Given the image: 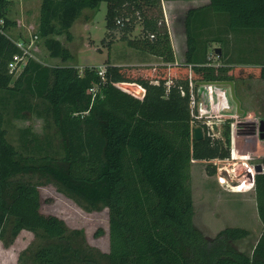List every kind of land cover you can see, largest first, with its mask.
<instances>
[{"label":"trees","instance_id":"obj_1","mask_svg":"<svg viewBox=\"0 0 264 264\" xmlns=\"http://www.w3.org/2000/svg\"><path fill=\"white\" fill-rule=\"evenodd\" d=\"M40 1L36 35L44 39L49 57L71 60L70 51L56 37L71 39L70 28L83 12H93L106 2L107 45L111 33L119 29L120 39L129 47L158 57L163 64L136 68L111 64L107 58L102 78L98 67L79 70L30 60L13 76L6 64L18 50L0 34V92L19 96L15 118L24 119V112L35 111L31 99L41 100L62 151L59 157L20 153L6 137L0 110V240L4 246L27 230L43 241L34 250L20 253L23 264H264V230L248 253L235 244L249 236L247 229L226 227L210 239L193 223L191 163L229 158L230 120L223 137L215 138L206 123L192 117L189 107L191 86L196 91L205 83L234 82L236 92L238 81H264V62L239 65L226 56V63L214 64L208 55V42L219 44L218 59L228 54L223 53L221 39L226 31L235 35L264 30V0H207L188 9L182 64L175 62L163 0ZM10 2L0 0L6 28L16 25L6 15ZM152 8L155 12H149ZM214 15L224 21L225 30L216 29L215 36L201 39V29L211 27L204 24L205 18ZM138 21L144 36L131 39ZM136 69L144 70L134 74ZM116 83L133 85L131 93ZM93 85L98 93L92 100L88 90ZM194 127L201 128V140L194 139ZM23 132L30 135L23 139L25 148L33 146L40 154L43 146L38 137L28 129ZM259 163L264 167V158ZM206 170L209 175L216 172L210 163ZM46 182L92 208L108 209L107 253L88 246L81 230H68L62 220L41 213L39 187ZM253 189L264 224V170L254 175Z\"/></svg>","mask_w":264,"mask_h":264},{"label":"rangeland","instance_id":"obj_2","mask_svg":"<svg viewBox=\"0 0 264 264\" xmlns=\"http://www.w3.org/2000/svg\"><path fill=\"white\" fill-rule=\"evenodd\" d=\"M161 1L162 14L164 16L165 25L168 29L165 19V9ZM40 0H11L6 15L9 19L16 21L19 29L22 32L32 30L35 34L38 33L39 27V10ZM173 8H169L170 26H174L177 31L174 34V43H176L177 57H183L185 51V31L183 27L184 7H179L178 2H175ZM152 8L149 12H155ZM107 12V3L101 2L98 9L93 12L84 11L83 15L78 18L70 28L71 39L66 40L64 35L57 36L60 41L71 53V60L61 61L58 58H51L44 46V39L36 42L35 57L38 62L48 66H74L82 70L86 66H94L102 68L107 58L113 64H122L136 68L146 66H157L161 63L158 57L145 52L133 49L127 45L125 41L120 39V30H114L112 41L107 45L109 35H105V15ZM215 13V12H213ZM226 16L224 13H215ZM214 15L206 17L204 24L211 23V27L206 26L200 31L201 39H210L211 35H216V29H224V21ZM212 19V21H211ZM227 19V18H226ZM208 29V31H207ZM210 30V35L207 36ZM222 34H220L221 36ZM144 36L141 22L138 21L134 26V31L129 34L131 39H139ZM212 36V37H213ZM241 40H239L237 37ZM220 38V37H219ZM224 41L222 46L223 53L228 54L221 59L212 49L219 46L217 42H208V55L214 64L226 63L225 59L230 58L231 61L239 65H248L251 63L264 62V30L254 31L251 33L231 34L226 31V34L221 38ZM182 45L183 50L179 48ZM179 48V50H178ZM181 51V54H180ZM222 53V52H221ZM228 56V58H226ZM162 64V63H161ZM134 74L143 73L144 69H136ZM133 85L127 84L128 89ZM226 89V97L232 105V110L224 111V114H236L237 118H233L229 123L230 149L234 148L235 159H231L229 155L228 163H219L218 165H228L230 171V179L238 176L243 177V182H246L242 192H234L226 184H219L218 178L221 176L217 171L213 175H209L206 166L209 162L193 161L190 167V187L193 199V223L197 229L207 238H214L215 235L226 227H241L247 229L250 233L244 240L236 242V247L240 251L249 252L255 244L260 233L261 226L256 215L254 202L253 184L243 171L245 162L248 167L255 171V166L264 158V140L256 139L254 144L245 149V143H248L250 128L246 127L245 121H253L259 125V121L264 120V81L259 79L238 81L235 87V96L240 102L241 114L237 113L235 103L230 95V87L221 85ZM199 87L194 91V96L201 97ZM18 95H12L10 92H0V110L4 114V128L8 141L22 154H33L40 157L44 155H52L59 157L62 153L60 149V137L58 136L52 118L49 113L45 112V104L38 99H31V104L34 106V112H24L26 118H15L14 107ZM229 121V120H226ZM213 121L209 130L215 138L223 137V130L227 122ZM232 124V127H231ZM249 125V123H248ZM209 127V126H208ZM196 128V127H194ZM28 129L31 134H35L43 146V151L39 154L25 148L24 137L30 138V135H24L23 130ZM234 132V144H231V131ZM245 140V143H244ZM35 146V144H34ZM244 163V164H243ZM225 173V172H224ZM256 172H254V175ZM225 175H228L225 173ZM251 175V174H250ZM227 178V181L229 180ZM30 182L38 181L35 177H23ZM251 189V190H249ZM239 191V190H238ZM40 210L44 215L55 216L62 220L68 230H81L84 236L85 243L102 252L107 253L109 250V235H108V209L104 206L92 208L87 203L80 199H74L68 196L56 184L46 182L39 187ZM43 240L33 232L22 230L13 242L5 247L3 241L0 240V264H23L19 261L20 253L24 251H32ZM26 260H28L26 258ZM27 262L26 264H29Z\"/></svg>","mask_w":264,"mask_h":264},{"label":"built area","instance_id":"obj_3","mask_svg":"<svg viewBox=\"0 0 264 264\" xmlns=\"http://www.w3.org/2000/svg\"><path fill=\"white\" fill-rule=\"evenodd\" d=\"M16 22V21H15ZM19 25L16 23V25L12 28H6L5 27V20L4 18H0V34L5 36L10 43L18 50L15 54H13L9 60L7 61L6 68L8 73L12 74L13 76L19 75L28 62L30 60H36L35 52L37 50L36 48V42L38 39V36L32 32V30H28L27 32L20 31ZM105 72L104 66L102 68H99L97 73L100 77L103 78ZM117 87L130 91L127 87V83H116ZM200 89L203 91L201 92V97L194 96V91L192 90V86L190 89V112L192 117L195 120L203 121L206 123L209 128L213 121L220 122L221 120H231L233 118H237L238 115L236 114H230L226 115L224 114V111L226 110H232V105L229 103L227 97H226V89L222 88L221 85L215 84V83H205L201 84ZM88 93L91 94L92 100L98 93V86L93 85L89 90ZM131 93V91H130ZM232 127V124H231ZM234 130L231 131V144H234ZM234 148L231 147L230 149V158L233 160L235 159ZM229 158L227 159H213L210 162L212 165L215 166L216 171L219 175H221L218 180L219 184H226L230 190L233 191V187L231 185L232 182L237 181L239 178L238 176H235L234 178L230 179V171L232 169L228 170L227 166ZM228 163V165H218L219 163ZM244 164V163H243ZM264 170V169H262ZM243 171H248L252 178H254V170L251 169V167H248L247 163L245 162ZM228 175H225V173ZM229 177V180L227 181V178ZM253 184V183H252Z\"/></svg>","mask_w":264,"mask_h":264},{"label":"crops","instance_id":"obj_4","mask_svg":"<svg viewBox=\"0 0 264 264\" xmlns=\"http://www.w3.org/2000/svg\"><path fill=\"white\" fill-rule=\"evenodd\" d=\"M175 2H178V6L179 7H186L185 8V12L188 10V9H191V8H194V7H199V6H202V5H205V4H207L208 3V1L207 0H168V1H164L163 0V3H162V5H163V7H164V9H165V19H166V23H167V26H168V32H169V36H170V40H171V45H172V48H173V51H174V55H175V62H176V64H182L183 63V57L182 58H178L177 57V49H176V43H174V34H176L177 33V31L175 30V27L174 26H170V21H169V15H168V13H167V10H170L169 8H173L174 6H177V5H174L175 4ZM185 12H184V14H185ZM184 45H185V50H186V44L184 43ZM180 47V49H181V51L183 50V48H182V45H179ZM214 47V46H213ZM216 47V46H215ZM179 48H178V50H179ZM181 51H180V54H181ZM182 55V54H181ZM111 64H113L112 62H110ZM162 63V62H161ZM160 63V64H161ZM163 64V63H162ZM118 65H122V64H118ZM225 86V85H224ZM260 164V163H259ZM262 165V164H261ZM262 172V171H261ZM239 193V192H238ZM254 202H255V210H256V215H257V218L259 219V217H258V214H257V208H256V201H255V194H254ZM259 224H260V226L262 227L261 228V230H260V233H259V235H258V237H257V240H258V238L260 237V235H261V233H262V230H264V224H262V222H261V220L259 219ZM257 240H256V242H257ZM256 242H255V244H256ZM255 244L253 245V247L255 246ZM253 247L251 248V250L248 252V253H251V251H252V249H253Z\"/></svg>","mask_w":264,"mask_h":264},{"label":"water","instance_id":"obj_5","mask_svg":"<svg viewBox=\"0 0 264 264\" xmlns=\"http://www.w3.org/2000/svg\"><path fill=\"white\" fill-rule=\"evenodd\" d=\"M214 51H215V53H217L218 56L220 55V48L219 47H215ZM226 85L230 87V95H231V98H232L233 102L235 103V108L237 110V113L238 114H241L243 111L240 109V102L237 99V97L235 96V92H234V82H229ZM260 132H261L260 138L262 140H264V120H261L260 121ZM192 133H193V137H194L195 140L198 141V140H201L202 139V130H201L200 127L194 128L192 130ZM262 169H264V167H262L261 164H257L255 166V172L256 173L261 172ZM244 175L249 178V181L251 183L254 182V178H252V176L250 175V173L248 171H245ZM243 180H244L243 177H241L237 181L232 182L231 185L232 186H237L238 184H241L243 182Z\"/></svg>","mask_w":264,"mask_h":264},{"label":"flooded vegetation","instance_id":"obj_6","mask_svg":"<svg viewBox=\"0 0 264 264\" xmlns=\"http://www.w3.org/2000/svg\"><path fill=\"white\" fill-rule=\"evenodd\" d=\"M245 122H246L245 126L250 128L249 131H248V134H249V140H247L248 143H245V140H244L245 149H247L249 145L254 144L256 142V139L258 137H259V139H261L260 138L261 132H260V121H259V125H256V123L253 122V121H245ZM248 123H249V125H248Z\"/></svg>","mask_w":264,"mask_h":264},{"label":"bare ground","instance_id":"obj_7","mask_svg":"<svg viewBox=\"0 0 264 264\" xmlns=\"http://www.w3.org/2000/svg\"><path fill=\"white\" fill-rule=\"evenodd\" d=\"M245 185H246V182L244 181V182H242L241 184H238L237 186H234L232 189H233V191L234 192H242V191H247V190H244L243 188L245 187ZM239 190V191H238ZM249 190H251V189H249Z\"/></svg>","mask_w":264,"mask_h":264}]
</instances>
